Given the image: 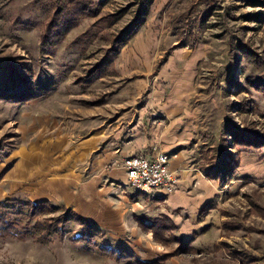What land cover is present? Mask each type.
<instances>
[{
	"label": "rangeland",
	"instance_id": "obj_1",
	"mask_svg": "<svg viewBox=\"0 0 264 264\" xmlns=\"http://www.w3.org/2000/svg\"><path fill=\"white\" fill-rule=\"evenodd\" d=\"M185 47L192 103L226 112L219 193L193 217L91 142L141 121L157 70L137 80L136 60ZM0 264H264V0H0Z\"/></svg>",
	"mask_w": 264,
	"mask_h": 264
},
{
	"label": "crops",
	"instance_id": "obj_2",
	"mask_svg": "<svg viewBox=\"0 0 264 264\" xmlns=\"http://www.w3.org/2000/svg\"><path fill=\"white\" fill-rule=\"evenodd\" d=\"M152 42L149 34V40L142 43L140 48L146 52L153 48ZM187 55L185 47L168 60H156V64L154 60H148L152 59L148 55L144 60H136L133 70L145 73L135 76L137 80L151 81V70H157L154 79L157 81L151 84L145 96L146 105L141 121L133 127H127L125 123L114 135L111 125L105 124L91 142L94 150L103 146L97 159L98 165L105 163L107 158H112L109 161H119L118 158H121L125 178L123 162L126 157H153L159 152L167 153L170 167L179 179L177 188L169 195L153 194L157 195V200H163L167 208L185 209L183 213L193 217L192 212L200 213L203 205L219 193V165L210 163L208 149L217 144L216 137H220L221 128L226 122V112L220 98L216 99L217 111L214 114L209 108L206 110L201 104L192 103V97L200 85L198 87L194 82L196 77L190 71L197 67L200 60H196V57L186 60ZM155 65L156 68H153ZM179 66L190 73L179 72ZM200 94L206 96L205 93ZM112 165L114 168L115 164ZM110 172L109 181L118 188L115 181L119 178Z\"/></svg>",
	"mask_w": 264,
	"mask_h": 264
},
{
	"label": "built area",
	"instance_id": "obj_3",
	"mask_svg": "<svg viewBox=\"0 0 264 264\" xmlns=\"http://www.w3.org/2000/svg\"><path fill=\"white\" fill-rule=\"evenodd\" d=\"M169 161V155L165 152H159L153 157L130 155L123 162L126 180L141 192L169 195L176 190L179 182Z\"/></svg>",
	"mask_w": 264,
	"mask_h": 264
},
{
	"label": "trees",
	"instance_id": "obj_4",
	"mask_svg": "<svg viewBox=\"0 0 264 264\" xmlns=\"http://www.w3.org/2000/svg\"><path fill=\"white\" fill-rule=\"evenodd\" d=\"M137 23L139 24L140 23V21H135V22H133L132 24H130L129 26H128V29H130V28H132V27H134L135 25H137ZM135 28H137V26L135 27ZM51 33H53V31L50 29V30H48L47 31V34H51ZM101 67H104L103 66V63H101V64H99L98 66H97V68L95 69H93L92 70V72H94V71H97L99 68H101ZM31 95H24V94H21L19 97H21L20 98V100L21 101H23V99L24 100H26V101H28V100H31L32 98H34V97H37V95L35 94V93H30ZM17 99V98H16ZM249 141H250V139H249ZM39 203H41V204H44V203H49V200H42V201H39V202H34V201H30V200H28L27 201V204H29V205H31L30 207L31 208H33V207H37V206H39L38 204ZM15 204V203H14ZM204 209L205 208H202V211H204ZM75 216H77L76 218L74 217L73 219L75 220V221H81V223H83V224H86L87 223V221H85L84 219H82L80 216H78L77 214H74ZM164 217V216H163ZM4 222H5V220L4 219H2ZM151 220V223H152V226H151V229L152 230H154V231H157V230H162V229H165V228H168V226L167 225H169V220H168V218L166 219V218H152V219H150ZM143 226H144V220L142 219L141 220V222H140ZM89 224H90V226H92V229H95L96 231H99V232H101L102 231V229L98 226V225H96L95 223H91V222H89ZM92 241H94V239H91ZM95 242V241H94Z\"/></svg>",
	"mask_w": 264,
	"mask_h": 264
}]
</instances>
